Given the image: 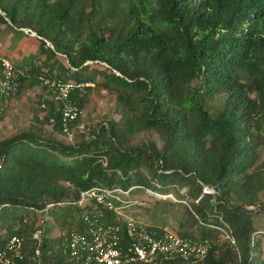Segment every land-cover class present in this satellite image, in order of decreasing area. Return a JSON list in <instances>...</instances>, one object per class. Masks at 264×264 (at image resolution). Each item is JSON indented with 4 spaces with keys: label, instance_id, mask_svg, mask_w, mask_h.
Segmentation results:
<instances>
[{
    "label": "trees",
    "instance_id": "trees-1",
    "mask_svg": "<svg viewBox=\"0 0 264 264\" xmlns=\"http://www.w3.org/2000/svg\"><path fill=\"white\" fill-rule=\"evenodd\" d=\"M0 25L37 36L17 96L42 92L0 139V250L16 235L20 264H74L70 233L123 229L103 205L78 204L81 192L120 188L148 231L172 217L178 236L210 244L202 259L154 264H264V0H0ZM41 76L114 93L111 116H79L65 133ZM89 90L70 103L83 111Z\"/></svg>",
    "mask_w": 264,
    "mask_h": 264
},
{
    "label": "built area",
    "instance_id": "built-area-1",
    "mask_svg": "<svg viewBox=\"0 0 264 264\" xmlns=\"http://www.w3.org/2000/svg\"><path fill=\"white\" fill-rule=\"evenodd\" d=\"M31 33L36 36L35 33ZM25 76V70L16 68L7 58L0 55V95L5 101L17 95L20 80ZM39 80L51 91L55 102L62 105V127L63 131L68 133L69 124L83 114L82 110L70 103V94L76 90L83 91L89 83L64 82L44 76L39 77ZM148 193L158 198H170L176 201L172 195L162 196L150 191ZM217 193L215 187L206 185L202 187V195ZM127 195L128 191L120 188L95 187L81 192L78 204L93 200L103 205L107 211L115 214L116 219L121 220L123 229L118 225L97 226L86 235L78 232L70 233L63 253L74 264H154L162 256H178L183 259H202L206 256L210 248L206 240L183 239L170 230L156 234L138 224L128 212L130 206L136 202H129L122 197ZM249 209L254 207L251 206ZM38 236L39 232H36L33 238L38 239ZM231 242L234 243L233 240ZM35 255H39L38 250L35 251ZM22 260V239L13 235L5 248L0 250V264H20Z\"/></svg>",
    "mask_w": 264,
    "mask_h": 264
},
{
    "label": "rangeland",
    "instance_id": "rangeland-1",
    "mask_svg": "<svg viewBox=\"0 0 264 264\" xmlns=\"http://www.w3.org/2000/svg\"><path fill=\"white\" fill-rule=\"evenodd\" d=\"M24 33L25 34H16L17 36H15L12 32L8 31L5 26L0 25V52L5 54L6 57L2 54L0 55L7 58L15 67L17 64H20L24 61L28 62V60L35 57L40 51L36 36L32 35L30 31L25 30ZM46 45L48 46V43H46ZM43 58L44 57H42V59ZM41 64L42 63L38 61L37 65ZM88 87L90 90L87 91V103L83 108L82 123L87 121L89 123L95 124L104 116H111V111L115 105V94L106 91L103 88H99L93 83H89V85L84 89ZM27 91L23 89L20 95H16L15 97L9 98L6 101L2 98L3 101L0 107V139L9 135L15 129L25 126L28 122L32 110L36 107L38 100L37 95H40L42 92H40V89L38 88L30 91L29 94ZM212 102L217 103V100L211 101L208 104L211 105ZM142 137H147V135H142ZM152 138L155 139L154 136ZM260 196L261 200H264V192L261 193ZM141 198L143 199L144 203H149L150 201L143 195L139 196V199ZM132 210L133 213H140L139 215H142L139 209L133 208ZM37 216L41 218L40 215L37 214ZM143 221H146L148 225L154 224L150 219H143ZM47 225L50 226L51 223H48ZM156 225L176 233L172 217H168V219L157 220ZM259 228H264V218L260 220Z\"/></svg>",
    "mask_w": 264,
    "mask_h": 264
},
{
    "label": "crops",
    "instance_id": "crops-1",
    "mask_svg": "<svg viewBox=\"0 0 264 264\" xmlns=\"http://www.w3.org/2000/svg\"><path fill=\"white\" fill-rule=\"evenodd\" d=\"M0 54H2V55L5 56V54H3L2 52H0ZM5 57H6V56H5ZM34 89H35V88H33V90H34ZM33 90L30 89V91H33ZM30 91H27V93L29 94ZM34 95H35V94H34Z\"/></svg>",
    "mask_w": 264,
    "mask_h": 264
}]
</instances>
